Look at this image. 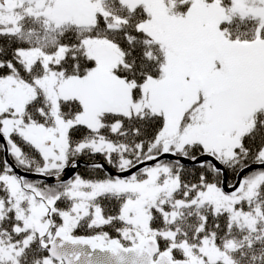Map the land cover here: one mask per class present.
<instances>
[{
	"label": "snow or ice",
	"instance_id": "6c2138e0",
	"mask_svg": "<svg viewBox=\"0 0 264 264\" xmlns=\"http://www.w3.org/2000/svg\"><path fill=\"white\" fill-rule=\"evenodd\" d=\"M0 264H264V0H0Z\"/></svg>",
	"mask_w": 264,
	"mask_h": 264
}]
</instances>
